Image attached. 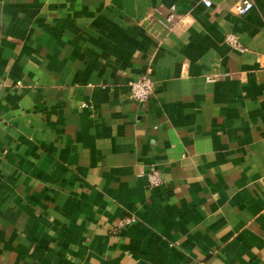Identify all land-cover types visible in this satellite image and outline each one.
I'll list each match as a JSON object with an SVG mask.
<instances>
[{
	"label": "crops",
	"instance_id": "crops-1",
	"mask_svg": "<svg viewBox=\"0 0 264 264\" xmlns=\"http://www.w3.org/2000/svg\"><path fill=\"white\" fill-rule=\"evenodd\" d=\"M241 1L0 0V264H264V0Z\"/></svg>",
	"mask_w": 264,
	"mask_h": 264
},
{
	"label": "built area",
	"instance_id": "built-area-1",
	"mask_svg": "<svg viewBox=\"0 0 264 264\" xmlns=\"http://www.w3.org/2000/svg\"><path fill=\"white\" fill-rule=\"evenodd\" d=\"M202 3L205 7L209 8L212 5V0H202ZM252 7L253 4L250 0H242L240 3L235 5L234 10L238 15L244 16L252 9ZM173 18L174 17L172 14L168 15V17L166 18L168 24L172 22ZM225 41L234 48L242 51L244 50V48L239 45L238 40L234 34H227L225 37ZM261 67L264 68V59L261 60ZM128 86L130 97L137 102L147 101L152 96L154 91V83L151 80L148 72L143 74L136 81L130 82ZM148 178L151 186H158L162 183L161 174L158 170H151ZM133 222L134 220L132 218H124L120 222L119 226L123 227L126 225H130Z\"/></svg>",
	"mask_w": 264,
	"mask_h": 264
}]
</instances>
